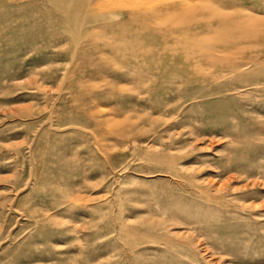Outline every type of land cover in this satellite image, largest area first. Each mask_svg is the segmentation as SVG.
I'll return each mask as SVG.
<instances>
[{
  "label": "rangeland",
  "instance_id": "374dc122",
  "mask_svg": "<svg viewBox=\"0 0 264 264\" xmlns=\"http://www.w3.org/2000/svg\"><path fill=\"white\" fill-rule=\"evenodd\" d=\"M0 264H264V0H0Z\"/></svg>",
  "mask_w": 264,
  "mask_h": 264
}]
</instances>
